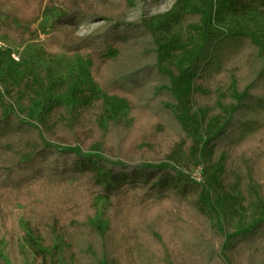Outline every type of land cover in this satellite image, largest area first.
Instances as JSON below:
<instances>
[{"label": "trees", "instance_id": "1", "mask_svg": "<svg viewBox=\"0 0 264 264\" xmlns=\"http://www.w3.org/2000/svg\"><path fill=\"white\" fill-rule=\"evenodd\" d=\"M2 1L12 8L0 28L21 40L35 35L30 23L42 3L55 2L60 13L47 52L57 46L82 51L101 87L80 92L87 97L73 105L50 99L31 119L25 106L36 93L33 74L0 90V200L23 203L34 215L36 264H60V236L75 264H264V40L208 26L202 44L173 63L147 22L126 21L128 0ZM228 1L236 11L264 9V0ZM86 15L108 21L76 35ZM20 89L24 107L15 102ZM100 92L124 96L130 109L149 110L152 121L133 138L127 122L108 117L104 124ZM196 113L217 121L208 142L229 155L220 182L227 190L238 184L241 203L252 211L220 251L219 215L186 199L182 175L167 160L170 144L187 138ZM248 139L252 150L240 160L238 148ZM97 194L109 199L104 228L93 221ZM0 264H6L1 254Z\"/></svg>", "mask_w": 264, "mask_h": 264}, {"label": "rangeland", "instance_id": "2", "mask_svg": "<svg viewBox=\"0 0 264 264\" xmlns=\"http://www.w3.org/2000/svg\"><path fill=\"white\" fill-rule=\"evenodd\" d=\"M87 1L99 4L114 0ZM11 8V4L0 0V20L8 17ZM59 13L55 2L44 1L40 15L30 23L35 35L29 39H16L0 28V90L3 91L8 84L19 86L23 77L33 74L36 93L30 97V105L25 106L29 119L36 117L50 99L73 105L87 97L80 92L101 91L91 74V61L82 51L57 46L53 53L47 52L46 38L52 34V24ZM124 15L126 21L147 22L159 43L166 48L167 61L173 63H178L202 44L208 26L242 31L264 40V9L236 11L228 0H128ZM106 21L108 19L102 16L86 15L76 24L74 32L79 36L88 35ZM58 36L64 38L62 32ZM14 52L19 59L13 56ZM99 95L106 113L104 124H107L108 117L119 120L120 125L127 122L131 138L153 119L149 110L130 109L122 95L105 92ZM26 98L24 90L20 89L15 101L17 106L24 107ZM188 123L187 138L176 139L170 144L172 150L167 160L182 175L179 183L187 187L186 199L211 217L215 213L219 215L223 236L215 239V247L220 251L225 238L247 226V215L252 211L246 210L241 203L238 184L232 183L227 190L222 185L225 180L222 184L220 182L225 179L222 170L229 155L224 147L208 142L209 132L217 121L196 113ZM251 150L252 142L248 139L238 148L237 157L246 160ZM108 202L104 195L94 196L93 221L100 228L108 222L104 216V206ZM34 222V215L25 204L9 205L0 200V254L6 264H36L34 247L39 245L40 236L32 230ZM157 237L164 242L160 234ZM56 242L59 263L75 264L64 254L63 238L58 237ZM223 255L230 256V252H223Z\"/></svg>", "mask_w": 264, "mask_h": 264}, {"label": "built area", "instance_id": "3", "mask_svg": "<svg viewBox=\"0 0 264 264\" xmlns=\"http://www.w3.org/2000/svg\"><path fill=\"white\" fill-rule=\"evenodd\" d=\"M2 42L0 41V44H1ZM13 54V56L16 58V59H19V57H18V55L14 52V53H12Z\"/></svg>", "mask_w": 264, "mask_h": 264}]
</instances>
